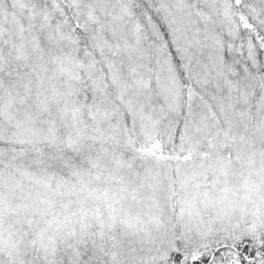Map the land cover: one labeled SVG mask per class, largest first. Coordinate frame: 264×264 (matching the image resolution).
I'll return each mask as SVG.
<instances>
[{"label": "snow or ice", "instance_id": "6c2138e0", "mask_svg": "<svg viewBox=\"0 0 264 264\" xmlns=\"http://www.w3.org/2000/svg\"><path fill=\"white\" fill-rule=\"evenodd\" d=\"M0 264H264V0H0Z\"/></svg>", "mask_w": 264, "mask_h": 264}]
</instances>
